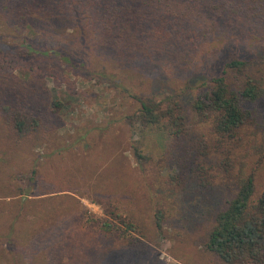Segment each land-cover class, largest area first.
Segmentation results:
<instances>
[{"label":"trees","instance_id":"obj_1","mask_svg":"<svg viewBox=\"0 0 264 264\" xmlns=\"http://www.w3.org/2000/svg\"><path fill=\"white\" fill-rule=\"evenodd\" d=\"M0 3V168L32 148L22 156V167L6 177L0 175V198H11L0 200V264H137L144 254V241L133 235L139 223L125 205L103 203L107 204V217L101 218L89 215L77 197H90L89 191L79 190L77 185L33 193L42 176L44 156L34 149L53 142L59 111L65 107L62 99L50 97L45 83L49 75H42L47 58L59 63L53 74L60 75L63 62H68L86 69L84 73L90 77L108 81L122 96L132 98V111L121 115L129 120L128 128L134 130L140 122L165 135L179 149L182 162L190 161L189 170L194 167L193 175L202 185L212 188L217 179L225 184L228 194L208 229L207 250L226 264H264V70L257 74L251 59L230 47L227 60L196 86L190 105L185 102L186 93L193 87L190 77L195 67V51L189 44L198 40L209 47L234 35H240L241 40L250 37L264 41V0ZM65 27L72 33L56 32ZM23 29L35 33L24 34ZM10 33L14 39L8 37ZM71 41L118 50L127 62L94 69L89 62H79ZM178 47L191 51L182 52L175 68L168 62L165 69L182 84L163 96L149 93L146 67ZM15 69L21 76L14 73ZM162 70L155 71L154 78L161 77ZM117 120L115 116L85 128L69 146L46 156H64L63 152L73 147L87 152L105 140ZM200 125H204L203 131ZM130 146L144 169L152 158L147 148L132 140ZM164 158L159 157L161 161ZM110 166L111 162L102 164L99 160L92 164L105 174ZM176 168L170 171L175 173ZM65 191L69 193L52 200L65 198L66 203H50L53 210L43 215L41 208L45 210L46 203H27L32 195ZM29 207L35 210L28 212ZM58 208L64 209L58 212ZM44 218L51 223L38 228L31 224L44 222ZM164 219L165 213L159 209V229ZM44 235L49 237L46 242L40 240ZM55 247L58 252L50 250Z\"/></svg>","mask_w":264,"mask_h":264},{"label":"rangeland","instance_id":"obj_2","mask_svg":"<svg viewBox=\"0 0 264 264\" xmlns=\"http://www.w3.org/2000/svg\"><path fill=\"white\" fill-rule=\"evenodd\" d=\"M23 30L24 34L35 33H29L28 29ZM56 32L67 35L72 33V29L57 28ZM239 36L234 35L222 44L217 42L216 45L209 47L200 44L198 40H193L189 44L195 51V56L192 58L195 67L190 77L193 87L185 95L188 106L196 94V86L209 78L212 71L227 60L230 47L235 48L241 57L251 59L252 70H257V74L263 72L264 41H256L250 37L241 40ZM8 37L13 38L14 34L10 33ZM70 44L79 62H89L94 69L103 64L110 68L112 62H117L119 65L127 62L115 49L75 45L72 41ZM184 50L191 51L187 47H178L176 52L166 53L154 59L146 67L149 73V93L163 96L168 92H174L175 87L182 84V80L175 78L165 66L168 62H173L171 65L175 68ZM218 55L220 56L216 58ZM43 62L45 72H42V75L45 77L49 75L45 83L50 89V97L62 99L65 107L59 111L58 130L53 135V142L46 147L40 146L34 149V153L44 156L41 158L42 176L38 178L33 193L60 190L65 184L77 185V189L89 191L90 197L77 195L89 215L101 218L107 217L105 211L107 204L103 203L125 205L128 213L134 215L139 223L138 231L133 232V235L144 241L142 246L144 254L142 253V259L138 260L137 264H226L206 247L208 229L217 211L224 206V199L228 194L226 185H221L218 179L217 184L212 188L202 185L201 180L193 175L194 167L189 170L190 161L182 162L179 149L165 135L140 122L135 124L134 130L128 128L129 120H123L121 115L132 111V98L122 96L120 91L108 81L95 76L90 77L84 73L88 72L86 69L72 67L68 62H63L60 75L53 74L59 63L52 58H47ZM159 70L164 73L161 77L154 78L155 71ZM14 73L21 76L18 69H15ZM115 116L119 120L111 125L109 132L104 136L105 140L93 144L87 152L73 147L65 150L64 156L57 154L46 156L54 149L69 146L85 128L111 120V117ZM199 127L202 131L205 128L204 125ZM98 140L100 139L96 141ZM130 140L144 145L147 148L146 153L152 157L145 163L144 169L135 159L130 148ZM105 141L111 143L104 144ZM31 150L32 148L28 153ZM28 153L27 151L22 155L19 153L9 165L5 164V167L0 168V175L6 177L17 171L24 163L22 156ZM161 155L165 157L162 161L159 159ZM28 158L31 162L29 155ZM92 160H99L102 164L111 162L112 166L105 174L103 169L92 167ZM28 166L29 162L26 163L25 168ZM172 167H178L175 173L170 171ZM79 182L80 184H77ZM61 193H69V191L32 195L31 202L27 203H46L45 210L41 208L43 215L53 210L50 208V203H66L65 198L52 200L55 197H62L64 194ZM60 194L61 196H56ZM4 199L11 198H0V200ZM63 209L58 208L57 211L62 212ZM159 209L165 213L162 229L156 226V212ZM34 210L35 208L32 207L27 209L28 212ZM44 219V222L35 220L36 222L31 224L34 228H38L40 224L47 226L52 221L47 219L49 222H46V218ZM42 239L46 242L49 237L44 235L40 240ZM50 250L58 252L57 247Z\"/></svg>","mask_w":264,"mask_h":264}]
</instances>
